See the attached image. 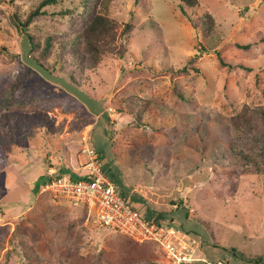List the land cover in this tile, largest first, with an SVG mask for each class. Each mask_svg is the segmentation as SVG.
Masks as SVG:
<instances>
[{
    "label": "rangeland",
    "instance_id": "rangeland-1",
    "mask_svg": "<svg viewBox=\"0 0 264 264\" xmlns=\"http://www.w3.org/2000/svg\"><path fill=\"white\" fill-rule=\"evenodd\" d=\"M39 1L11 6L25 18ZM199 1L191 12L211 14L213 49L202 44L209 25L197 19L195 26L178 0H112L102 10L133 24L121 40L125 58L104 57L86 72L71 61L65 70L45 69L41 50L0 1V46L9 50L0 54V115L23 121L15 136L0 133V264H172L155 241L103 226L43 190V175L59 163L86 175V136L139 212H167L183 232L181 244L190 243L196 258L181 264H259L264 156L230 121L244 106H264V0ZM97 4L58 0L28 28L42 39L67 35ZM66 8L76 16L59 13ZM131 96L138 105L139 98L151 101L141 125L126 114Z\"/></svg>",
    "mask_w": 264,
    "mask_h": 264
},
{
    "label": "trees",
    "instance_id": "trees-1",
    "mask_svg": "<svg viewBox=\"0 0 264 264\" xmlns=\"http://www.w3.org/2000/svg\"><path fill=\"white\" fill-rule=\"evenodd\" d=\"M0 1L9 5L12 19L16 26L22 33L27 35L35 49L41 50L39 55H36V57L39 63L47 70H65L64 67L68 64V61H71L72 63L81 66V70L86 72L89 69L96 68L104 57L113 55L119 56L123 59L125 58L126 44L122 43L121 40L123 38H128L133 24L131 21H129L124 24V26H122V22H120L118 18L113 17L108 12L102 10L103 7H106L112 0H97L99 6H97V4L94 7L88 16V19L82 20L81 25L77 29L72 30V32L68 33L67 35L57 38H55L56 36L48 35L44 37V39L36 36V34L31 32L28 27L35 18L46 11L45 7L47 5L56 3L58 0H40L39 3L29 11L25 18L20 13L19 9H15L16 4L11 6V4L14 3V0H10L8 2L7 0ZM178 2L182 10L185 12V14H187L195 26L199 25L197 19H202L204 26L209 25V36L207 38V43L202 44L205 45L204 47L206 49H213L218 41L216 38L217 32H215L213 19H211V21L206 20V17H212L211 14L208 13L205 15L206 17L203 15V18L199 15H193L191 10L196 9L197 5H199V0H178ZM59 13H62L63 15L71 14L73 18L76 16L75 9L66 8L64 11L62 10ZM249 46L250 45H247L246 47ZM3 52H9V50L5 46H0V54ZM217 53L220 56L221 62L225 63L221 52L217 51ZM73 80L74 78L72 77L67 79L68 82H73ZM139 99L141 101L140 105H138V103L133 100L131 96L128 99L131 100V102H128V109L126 112V114L130 113L134 115L137 125L142 124V117L144 113L148 111V108H152L150 100L145 98ZM120 108L121 111H124L123 107ZM11 116L12 115L10 114L0 115V133L3 131V129H5L9 132V134L15 136L16 133L22 131L20 129H23V121L19 117V114H13V118ZM230 126L238 132L237 135L239 139L246 134L247 139L244 140L247 141L250 147H253L251 150H257V152H260V154L264 156V106H259L257 108L244 106L238 113L232 116ZM107 132H109V129ZM233 141L234 144L232 145L235 146L238 143V140L235 141L233 139ZM237 147L235 149H238V151L241 152V155L247 156L244 151L245 148L241 143H238ZM51 165L55 166V164ZM57 165L59 166L55 175L66 173L65 167H63L60 163ZM68 174L74 178H80L77 177L74 172ZM52 177L53 175L51 174L43 175L41 184L45 185ZM181 200L183 201L184 199L181 198ZM186 201L184 200V204L187 206ZM76 206L82 207L87 211V208L84 206ZM135 208L137 207L135 206ZM146 211L148 212V215L142 214L150 221L157 222L159 225H173V219H171V217L170 219L167 218V212H162L159 210L152 212L149 208ZM145 242L154 241L148 240ZM254 260L259 264H264L263 255H259Z\"/></svg>",
    "mask_w": 264,
    "mask_h": 264
},
{
    "label": "built area",
    "instance_id": "built-area-1",
    "mask_svg": "<svg viewBox=\"0 0 264 264\" xmlns=\"http://www.w3.org/2000/svg\"><path fill=\"white\" fill-rule=\"evenodd\" d=\"M84 141H88L87 136ZM86 142L82 147V152L89 158L85 162L86 175L80 178H74L68 173L55 175L57 169L51 167L49 174L53 177L43 185V190L50 191L73 205L86 207L95 221L103 226L137 241H155L169 255L172 264L195 259L190 243L181 244L183 236L179 229L174 225H159L150 221L135 208L130 199L116 189L99 154Z\"/></svg>",
    "mask_w": 264,
    "mask_h": 264
},
{
    "label": "crops",
    "instance_id": "crops-1",
    "mask_svg": "<svg viewBox=\"0 0 264 264\" xmlns=\"http://www.w3.org/2000/svg\"><path fill=\"white\" fill-rule=\"evenodd\" d=\"M56 169H57V168H56ZM66 173H67V172H66ZM177 229H178V228H177ZM179 231H181V230L179 229ZM180 233H181V234H183V232H182V231H181Z\"/></svg>",
    "mask_w": 264,
    "mask_h": 264
}]
</instances>
